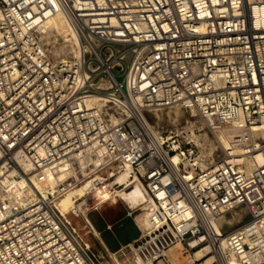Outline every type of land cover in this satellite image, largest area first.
I'll return each instance as SVG.
<instances>
[{
	"label": "built area",
	"instance_id": "obj_1",
	"mask_svg": "<svg viewBox=\"0 0 264 264\" xmlns=\"http://www.w3.org/2000/svg\"><path fill=\"white\" fill-rule=\"evenodd\" d=\"M59 13L67 57L39 33ZM171 108L211 137L151 124ZM121 173L146 222L113 263L264 264V0H0V264H103L59 202Z\"/></svg>",
	"mask_w": 264,
	"mask_h": 264
},
{
	"label": "rangeland",
	"instance_id": "obj_2",
	"mask_svg": "<svg viewBox=\"0 0 264 264\" xmlns=\"http://www.w3.org/2000/svg\"><path fill=\"white\" fill-rule=\"evenodd\" d=\"M49 49L50 45L47 44ZM54 57H62V56H55ZM174 109H167L162 111L163 119L158 120L155 118L154 113L149 114V120L154 125H158L164 128H172L175 124H179L185 126L187 123L189 124L188 120H194L198 117H190L191 112L184 111L182 112V116L177 122H173L172 116H169V112L174 114ZM169 111V112H167ZM168 113V114H167ZM184 113V114H183ZM154 114V115H153ZM189 115V116H188ZM156 122V123H155ZM198 128H200V124ZM200 131L195 132L196 135H200V133H204L206 129H199ZM199 133V134H198ZM208 136L211 135L208 133ZM206 136V137H208ZM217 147V153L220 151L221 146L217 143L213 144V146ZM114 174H111L113 176ZM102 180V176L98 175L95 179L86 181L81 188L76 191L73 195L76 201L73 202V208L68 210L67 217L73 221V223L78 228L81 236L85 240L87 244L90 245L91 250L99 257L100 261L103 264H111L110 254L117 249L115 246H118L121 243H125L127 241L134 242L136 237L139 235L140 231L138 227L135 225L134 217L136 216L139 219L140 216L145 215V211L140 213V205L145 200V197L137 196L136 199H133L129 193L131 187H133V182L128 179L126 175L123 173L116 175L113 178V182L111 185L118 184L120 187H114L107 190H96L93 189L97 188L98 182ZM118 190L120 192V196L117 198V201H108L112 197L110 195L113 194L114 191ZM110 196V197H108ZM106 203H103V201ZM98 201L102 202L103 204L100 205L99 209L96 210L94 207ZM70 203V202H69ZM69 203L67 201H63V205L60 203V208L65 211L67 207H69ZM72 203V202H71ZM75 212L79 216H75ZM129 212H132V215L127 216ZM125 214L128 218H130V222L128 219L124 218ZM233 214H229V218H231ZM104 219L117 221L116 225H112V230L105 228L106 223ZM126 219V225L119 226L121 221ZM89 221L93 228H91L86 221ZM134 223V224H133ZM102 230V236L98 233V231L94 228V226ZM183 262L186 263L187 259L182 257Z\"/></svg>",
	"mask_w": 264,
	"mask_h": 264
},
{
	"label": "bare ground",
	"instance_id": "obj_3",
	"mask_svg": "<svg viewBox=\"0 0 264 264\" xmlns=\"http://www.w3.org/2000/svg\"><path fill=\"white\" fill-rule=\"evenodd\" d=\"M39 33L43 39L44 42H46L47 44H51L50 46V51L52 53V55L55 56H62V57H67L72 55L73 53H75L77 51V46L80 42L79 36L76 33L71 20L69 19V17L63 13H59L53 17H51L50 19H48L39 29ZM169 112V111H167ZM182 112L183 110L180 108H175L174 109V114H171V111L169 112V116L173 118V122H177L180 119V116H182ZM155 118H157L158 120H162L163 119V113L162 111H155ZM153 114V115H154ZM168 114V113H167ZM184 114V113H183ZM190 117H198L196 115L195 112H191L189 113ZM189 116V115H188ZM194 119V118H193ZM188 122L191 123V125H199L200 124V128L202 127L203 129H206V131L204 133H200V135H198V138L201 137H206L208 136L207 134L209 133V129H211L210 127L207 126V123L205 121H202L199 117L195 118L194 120H188ZM156 123V122H155ZM151 124H153L151 122ZM154 125V124H153ZM199 127V126H198ZM155 130V129H154ZM199 134V133H198ZM233 133L229 130H225V129H217L216 130V139H217V144L220 146H227L228 145V138L232 135ZM210 137V136H209ZM214 144V143H213ZM213 144L211 145V149L212 148H216V145L213 146ZM216 144V143H215ZM238 162H241L242 159L238 158L237 159ZM124 175L127 176L126 173H123ZM128 177V176H127ZM113 181V178H112ZM81 188L78 187L76 190L64 195L59 202V209L61 210V212L63 214H65L66 216L67 213H65L67 211V209L69 207H67L65 209V211H63L60 208V203L62 201H67V203H69L68 206H73V202L76 201L74 199V194L76 193V191H78ZM141 188H139V186H137L134 190V192L139 191ZM112 198L108 201H117V198L120 196V192L118 190L114 191L112 195H110ZM108 196V197H110ZM72 202V203H71ZM103 203H106L103 201ZM102 202L98 201V203H96L95 205V209H99L100 205L103 204ZM100 210V209H99ZM233 216L231 218H229V215H225L222 219L223 221L225 220L227 223L232 224L235 221H237L239 218H241V213L239 211H235L233 213ZM146 218V214L143 216H140L138 221L145 225V220ZM169 254L171 256V260L173 261L174 264H185L183 262L182 256H180L177 252V247H174L172 249H170ZM111 264H115L111 261ZM231 264H238V262L236 260H231Z\"/></svg>",
	"mask_w": 264,
	"mask_h": 264
},
{
	"label": "crops",
	"instance_id": "obj_4",
	"mask_svg": "<svg viewBox=\"0 0 264 264\" xmlns=\"http://www.w3.org/2000/svg\"><path fill=\"white\" fill-rule=\"evenodd\" d=\"M137 186H139V188H141L139 191H137V192H134V190H135V188L137 187ZM129 193H130V195L132 196V197H134L133 199H136V197L137 196H144L145 197V195H144V191H143V188L139 185V184H137V183H135V182H133V187H131V189H130V191H129ZM61 204L63 205V201L61 202ZM74 206H69V208L67 209V211L68 210H70L71 208H73ZM66 211V212H67ZM65 212V213H66ZM127 216H129V214H127ZM126 216V214H125V217L124 218H126L127 217ZM126 219H128V221L130 222L131 220H130V218H126ZM126 219H124V220H122L121 221V223H120V225L119 226H124V225H126V222H124ZM104 221H105V223H106V226H105V228H107V229H109L108 228V225H116V223H117V221H109V220H107V219H104ZM134 224V223H133ZM93 226H94V224H93ZM96 226V225H95ZM94 226V228L98 231V233L102 236V230L101 229H99V228H97V227H95ZM109 230H112V227L109 229ZM81 234V233H80ZM139 235H140V233H139ZM138 235V236H139ZM137 236V237H138ZM137 237H136V239H137ZM132 241H127V242H125V243H121V244H119L118 246H115V248L117 247V249L121 246V245H124V244H127V243H131Z\"/></svg>",
	"mask_w": 264,
	"mask_h": 264
}]
</instances>
